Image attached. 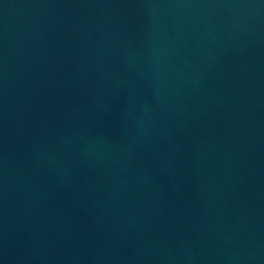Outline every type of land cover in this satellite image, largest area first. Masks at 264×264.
I'll use <instances>...</instances> for the list:
<instances>
[{
  "label": "water",
  "instance_id": "1",
  "mask_svg": "<svg viewBox=\"0 0 264 264\" xmlns=\"http://www.w3.org/2000/svg\"><path fill=\"white\" fill-rule=\"evenodd\" d=\"M0 264H264V0H0Z\"/></svg>",
  "mask_w": 264,
  "mask_h": 264
}]
</instances>
